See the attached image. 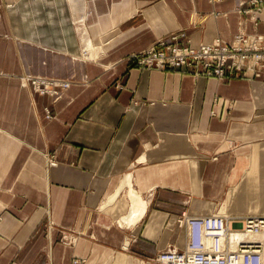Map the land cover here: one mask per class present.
I'll use <instances>...</instances> for the list:
<instances>
[{"label": "crops", "instance_id": "0c3cea01", "mask_svg": "<svg viewBox=\"0 0 264 264\" xmlns=\"http://www.w3.org/2000/svg\"><path fill=\"white\" fill-rule=\"evenodd\" d=\"M245 1L0 0V264H142L183 247V211L234 213L235 186L238 213L262 201L245 159L264 151V69L216 80L123 60L178 29L192 45L264 42V0L253 13L236 9ZM22 75L69 85L40 94Z\"/></svg>", "mask_w": 264, "mask_h": 264}, {"label": "built area", "instance_id": "2783aa9c", "mask_svg": "<svg viewBox=\"0 0 264 264\" xmlns=\"http://www.w3.org/2000/svg\"><path fill=\"white\" fill-rule=\"evenodd\" d=\"M259 1L250 0L252 4ZM125 61L140 69L180 70L194 77L204 75L222 79L243 67L256 75L264 67V42L262 37L238 32L231 41L215 38L210 43L192 45L187 35L179 32L156 39L149 47L129 54ZM30 81L35 90L44 93V79L36 77ZM47 88L50 95H58L60 91L56 85H47ZM176 225L185 230L183 247L159 251L145 264H264V215L216 212L189 216L183 211ZM239 232L249 238L238 240L234 248L230 247V237Z\"/></svg>", "mask_w": 264, "mask_h": 264}, {"label": "rangeland", "instance_id": "374dc122", "mask_svg": "<svg viewBox=\"0 0 264 264\" xmlns=\"http://www.w3.org/2000/svg\"><path fill=\"white\" fill-rule=\"evenodd\" d=\"M261 2H262V0H260L259 1V3H256V4H252L251 2H250V0H247V1H245V3H247L248 5H249V7L248 8H244V6L242 7L241 5H238L237 7H236V9H239V11H241L242 13H247V12H252L253 13V11H258L259 9H260V5H261ZM241 6V7H240ZM80 7H78V6H76V5H74V7H71V11L73 12V13H80V9H79ZM72 25H73V29H74V31L78 34H82L83 35V28H84V25H86V23L85 22H83V21H72ZM82 27H81V26ZM179 32H184L185 33V31L183 30V29H178L177 31H174V32H172V33H169V35H171V34H173V33H179ZM242 33H244V32H242ZM186 34V33H185ZM245 34H247V33H245ZM81 35V36H82ZM248 35H251V36H256V35H254V34H248ZM80 36V37H81ZM234 37V36H233ZM257 37V36H256ZM216 38H218V37H216ZM220 39V38H219ZM233 39V38H232ZM231 39V40H232ZM230 40V41H231ZM85 42V44L87 43L86 41H84ZM135 52H137V51H135ZM82 53V52H81ZM131 53H134V52H131ZM131 53H129V54H131ZM129 54H127L124 58H123V60H125V58L129 55ZM94 56H96V53H95V55ZM127 63V62H126ZM129 64V63H128ZM132 65V64H131ZM133 66H136V65H133ZM137 67V66H136ZM263 69H264V67H261L260 68V70H258L259 72H258V74H256V75H253V74H251L252 76H257V75H259L260 73H261V71H263ZM163 71H169V69H164ZM170 71H178V72H180V73H185V74H189V73H187V72H183V71H180V70H170ZM246 73H249L248 71H246L245 70V67H243L241 70H238V71H233L232 73H230V74H227V75H225L224 76V78H222V79H227V78H236V77H241V78H245V76H247V75H245ZM199 76H204V75H198L197 77H199ZM29 77H39V78H42V79H51L52 80V78L53 79H55V80H59V81H67V80H63V79H61V78H54V77H41V76H29ZM204 77H210V78H214V79H216V80H222V79H218V78H216L215 76H204ZM37 80H39V79H37ZM22 85H24V86H26V87H30L31 89H33L34 91H36V92H38V93H40L39 91H37V90H35V88H33L32 86L33 85H31L30 83H28V82H26V79H25V81L22 79ZM51 87V86H50ZM40 94H42V93H40ZM54 95V94H53ZM53 95H51V96H53ZM55 97H57L58 95H54ZM218 103V100L216 99L215 100V102H214V104H217ZM224 105H225V107H226V109L227 110H231L232 108H233V101L232 100H229V101H227V102H225L224 103ZM256 116H260V118H264V109H263V111L261 112V114L260 115H256ZM258 119V118H257ZM261 137V140L262 141H264V134L263 135H261L260 136ZM261 141V142H262ZM261 157L259 158V160L257 159L255 162L254 161H252L251 162V165H250V167H248L247 168V162L249 161V160H247V159H245V167H246V169L245 170H249V173L250 172H252V173H250V175H258L257 176V178L259 179V182L262 184V185H264V151H262V148H261ZM248 153H249V150H245V154H246V156H248ZM253 163V164H252ZM253 167H257V168H253ZM244 174V173H243ZM243 176V175H242ZM241 179H242V177H241ZM240 182H241V180H240ZM239 182V183H240ZM238 183V184H239ZM246 180L244 181V183H243V185L241 186V188L240 189H242L246 184ZM237 186H235L233 189H230V192H232V191H234V192H237V188H236ZM230 192H229V194L227 195V199L229 200V202H231V201H236V212H234V213H229L228 211H226V209H225V204L224 203H218V205L216 206V208H215V210L213 211V212H216V210H218V209H220L222 206H223V211L225 212V213H227V214H232V215H237V216H247V214L248 215H254L255 216V214L256 215H262V214H260V213H258L257 214V212H260V211H263L264 210V192H263V195H262V201L261 202H259V203H257L256 204V206H255V210L252 208V209H249V213H238L237 212V207H238V205L239 204H242V203H245V200H246V198L244 197V196H241V197H239L237 194L235 195V197H233V199H229L230 198ZM250 200L251 201H253V200H255V197H250ZM220 207V208H219ZM253 207V206H252ZM263 207V208H262ZM212 212V213H213ZM209 214V213H208ZM176 227L178 228V226L176 225ZM60 242H66V241H71V238L69 237V236H67L66 234H64L63 232H61L60 231V235H59V239H58ZM127 244H129V241H127ZM127 246V245H126ZM168 250H170V249H168ZM147 260H149V259H145L143 262H142V264L144 263H146V261ZM8 264H14L13 262H10V263H8Z\"/></svg>", "mask_w": 264, "mask_h": 264}, {"label": "bare ground", "instance_id": "6f19581e", "mask_svg": "<svg viewBox=\"0 0 264 264\" xmlns=\"http://www.w3.org/2000/svg\"><path fill=\"white\" fill-rule=\"evenodd\" d=\"M81 26V25H80ZM82 27V26H81ZM83 40L84 41H86L87 43L85 44V46H87V47H85V49H84V52H83V56L85 57V59H87V58H89V57H91V50L89 49V47H91V46H93V45H91L90 43H89V41H88V38L84 35V38H83ZM90 59H93V58H90ZM194 77V76H193ZM31 78H35V77H29V75H22L21 77H20V81H22V79L25 81V79H26V82H28V83H30L31 84V81H30V79ZM40 79H42V78H40ZM45 81L42 83V85H44L45 86V91H44V93H42V94H48V95H50V91H48V88H47V85H56V86H58L59 88H60V91H59V93H58V95L59 94H61L67 87H68V85H69V82L68 81H59V80H55V79H53L52 78V80L51 79H44ZM49 80H51V82L49 83ZM23 83V82H22ZM49 83V84H48ZM66 84V85H65ZM32 85V84H31ZM63 85H65V86H63ZM62 88V89H61ZM143 205L141 204V202H139V200L138 199H136V198H134L133 200H132V203H131V209H130V212H129V215H128V220L130 219L131 220V223H134L140 216H141V214H142V209H143V207H142ZM220 208V207H219ZM216 212L217 213H219V214H226V215H229V214H227V213H225L224 211H223V209L222 208H220V209H218V210H216ZM216 212H213V213H216ZM209 214H212V213H209ZM209 214H206V213H201V214H196V215H199V216H204V215H209ZM189 216H192L191 214H189ZM194 216V215H193ZM247 216H249L248 214H247ZM251 216H254V215H251ZM125 219H127V218H125ZM119 224H121L120 222H119ZM181 228H184V227H181ZM185 231V230H184ZM249 237H247V236H245L243 233H237L236 235H235V237H233V236H231L230 237V239H229V241H230V243H229V245H230V247H235V245H236V243L238 242V240H244V239H248ZM126 246V245H125ZM182 247H180V248H175V249H171V250H178V249H181Z\"/></svg>", "mask_w": 264, "mask_h": 264}]
</instances>
